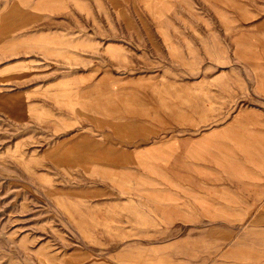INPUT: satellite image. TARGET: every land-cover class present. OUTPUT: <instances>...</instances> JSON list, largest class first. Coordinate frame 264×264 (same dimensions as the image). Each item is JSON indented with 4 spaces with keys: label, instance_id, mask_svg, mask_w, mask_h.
<instances>
[{
    "label": "rangeland",
    "instance_id": "obj_1",
    "mask_svg": "<svg viewBox=\"0 0 264 264\" xmlns=\"http://www.w3.org/2000/svg\"><path fill=\"white\" fill-rule=\"evenodd\" d=\"M23 2L49 0H0L1 38L9 34L6 23L20 27L42 19L10 13L22 12ZM54 2L58 32L70 14L78 34L147 29L135 4L145 0H115L132 2L136 23L122 6L111 15L101 0ZM81 17L88 22L82 25ZM231 25L244 29L235 18ZM87 42L86 51L79 39L58 33L56 54L41 48L34 64L0 55V264H111L120 241L145 233L172 236L179 231L165 226L179 222H231L232 238L244 240V183L219 171L209 183L208 168L193 165L209 159V152L193 150L196 135L221 128L246 106L264 108L242 100L244 72L220 69L234 65L221 59L211 71L175 70L164 59L159 69L145 70L144 56L134 66L127 54L103 53L95 39ZM72 44L85 53H68ZM241 52L234 50L232 58L239 60ZM193 56H184V68L197 66L189 63ZM177 57L176 50L169 55ZM233 121L230 129L239 122ZM213 158L239 162L244 174V151H219ZM210 190L221 196L215 200L220 213L196 209L195 203L209 206Z\"/></svg>",
    "mask_w": 264,
    "mask_h": 264
},
{
    "label": "crops",
    "instance_id": "obj_2",
    "mask_svg": "<svg viewBox=\"0 0 264 264\" xmlns=\"http://www.w3.org/2000/svg\"><path fill=\"white\" fill-rule=\"evenodd\" d=\"M101 2L105 11L113 16L118 15L116 7L122 6L126 14L137 22L132 2ZM23 4L22 12L12 10L10 13H24L28 16L37 14L42 19L24 22L20 27L6 23L9 34L0 37V55L16 56L19 63L38 62L41 48H48V53L56 54L58 33L59 37L65 39H79L81 48L86 51L87 41L93 38L98 43L97 49H102L103 53L127 54L130 65L141 64L144 56L145 67L140 68L145 70L159 69L157 66L161 59L166 60L167 64L169 60L171 64L175 63L177 66L173 69L180 71H211L217 69L220 59L230 63L234 61L233 66L231 64L219 68L233 71L239 67L244 72V103H264V0H145L135 4L146 18V30H105L101 33L86 30L80 34L74 31L73 18H77L71 14L60 21L64 27L60 26L58 32L57 2L54 0ZM46 6L47 12L44 8ZM233 6L237 9L234 10ZM233 18L244 29L232 30ZM47 21L48 27L42 29L40 24ZM175 21L179 29L174 31L172 28ZM83 22L88 21L81 17L82 25ZM105 39L114 42H109L111 45L107 46L102 41ZM73 46L69 47L68 53H85L73 51ZM173 50H176L178 56L174 60L169 59ZM217 50L223 51L220 54ZM234 50L242 51L244 56L238 55L239 60L233 56V59ZM191 52L194 56L189 63L197 66L184 68V60L189 59L184 56H189ZM98 53H101L100 50ZM246 107L250 109L235 112V116L221 128L204 131L193 140L194 151L209 152L208 162H201L200 159L193 161L194 166L208 168L209 176L205 180L215 183L219 171L225 178L228 176L236 182L244 183V217L247 216L244 221V240L232 238L231 222L210 220L205 224H166V230L179 233L155 239L149 238V233L143 237L125 238L120 241L119 257L114 250L111 264H264V108L255 105ZM235 119L239 120L235 121L237 127L230 129L228 126ZM210 137H214L212 141ZM219 151H244V174L237 170L238 166L242 167L239 162L232 160L233 164H217L213 157ZM210 152H214L213 156ZM207 195L209 206L201 207L200 203H195L196 209H208L209 214L220 213L216 209L222 206L215 200L221 196L215 190H210ZM127 226L130 229L134 227L133 224ZM143 227L142 230L147 232L149 224Z\"/></svg>",
    "mask_w": 264,
    "mask_h": 264
}]
</instances>
